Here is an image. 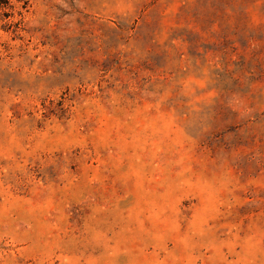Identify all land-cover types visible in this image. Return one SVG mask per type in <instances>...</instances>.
<instances>
[{
	"label": "rangeland",
	"instance_id": "rangeland-1",
	"mask_svg": "<svg viewBox=\"0 0 264 264\" xmlns=\"http://www.w3.org/2000/svg\"><path fill=\"white\" fill-rule=\"evenodd\" d=\"M0 264H264V0H0Z\"/></svg>",
	"mask_w": 264,
	"mask_h": 264
}]
</instances>
